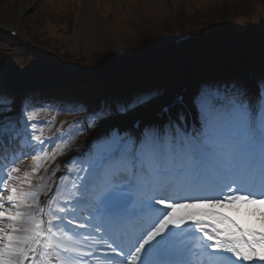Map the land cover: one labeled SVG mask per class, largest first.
<instances>
[{
    "label": "snow or ice",
    "instance_id": "obj_1",
    "mask_svg": "<svg viewBox=\"0 0 264 264\" xmlns=\"http://www.w3.org/2000/svg\"><path fill=\"white\" fill-rule=\"evenodd\" d=\"M245 99L235 101L229 113L231 127L227 131L209 130L196 139H186L178 129L175 133L167 129H151L137 139L117 135L111 152L80 181L76 191L82 192L83 196L78 199L87 196L94 198L93 205L105 218L112 236H115L116 230L130 222L135 223L139 229L138 235H128L127 243L130 247L125 264H177L168 258L171 254L165 243L168 235L174 229L197 226L206 240L213 242L217 251L233 253L238 258L235 264L253 261L254 258L264 261V230L256 231L241 225L217 210L234 208L240 202L264 204V199H252L251 193L233 195L227 191L214 200L179 202L167 197L156 198V194L163 188L175 189L182 184L194 186L206 174L221 180L234 179L240 166L253 153L257 140L249 115L252 102L248 101L246 107ZM4 103L6 101L0 102V135L8 131L12 133L10 139H16L19 117L14 118V109L9 111L3 107ZM20 115L23 116V113ZM25 119L32 118L29 115ZM32 126L35 127V124ZM89 126L95 127L92 124ZM242 131L247 133L246 137L241 135ZM258 139L264 163V118L261 119ZM235 191L239 192L240 189ZM8 200L12 201L13 196H8ZM225 200L228 202L224 203ZM4 215L0 211V217ZM151 215H155V219L146 223L145 218ZM260 218L264 221V214ZM71 222V219L67 221L69 225ZM36 227L39 229L40 226ZM36 234L38 236L39 231ZM219 236H225L236 243L225 247L219 244ZM243 237L249 241L247 245L240 242ZM120 239L124 241L123 234ZM115 243L116 239H112L109 244L111 252L123 258L124 252L112 247ZM25 256V248L14 246L11 236L8 242L0 237V264H21V258ZM180 264L188 262L182 261Z\"/></svg>",
    "mask_w": 264,
    "mask_h": 264
},
{
    "label": "rangeland",
    "instance_id": "obj_2",
    "mask_svg": "<svg viewBox=\"0 0 264 264\" xmlns=\"http://www.w3.org/2000/svg\"><path fill=\"white\" fill-rule=\"evenodd\" d=\"M19 1L20 0H0V23L3 26H18L20 28V36L23 40H25L24 42H27L30 38L33 41L37 40V42H40L43 50L41 51L45 52L44 54L48 57V60H46L47 64L53 63L51 61L55 57V52H53L52 47L57 48L59 44H67L65 45L66 48H63L67 55L71 54L74 56L76 55L79 58H88L92 54H97L95 62L98 63L100 60H105L108 54H110L112 51L110 48L116 47L122 50L125 49V51L135 50L142 47V44L150 43V41H152L153 44H158L162 49V53L158 54L157 56H168L170 59H174L172 64L177 66L180 64L178 61L183 63L184 69H182V71L185 73L188 72L187 78H189V82L192 85L195 84V77L193 76V70L188 68V59L185 58L184 60L180 59L177 61V59H175L177 57H175L174 54L165 52L170 46L167 48L164 47V42L173 41L174 43V36L172 33H177L183 27L188 28L191 26L194 29H199V25L203 24L201 27L202 30L208 24L219 25L220 21H223L224 19H230L229 14L233 13L234 9L241 7H239L237 3L233 4V0H164L165 7H163V3L159 2L158 0H93L92 3L90 0H87L85 8L83 5L79 6L80 2L83 3L84 1V3H86L85 0H29L26 6L24 8L22 7L23 9L21 10L18 7ZM110 2L114 6L112 12V6ZM223 3L228 4V8L224 9ZM74 6L77 8V10L78 8L82 9L79 10V14H81L82 18H78V24L81 19L79 25L76 23L73 24L74 20L72 19V16L74 14ZM98 7H101L100 11L98 10ZM102 8H104V12H102L100 16ZM171 11L173 12L172 14ZM239 11L240 12L237 13L239 15L247 14V11H245L243 8H240ZM200 43L202 42H188V44L200 48L196 50L197 55H207L211 48H202L199 45ZM170 48L171 51H173L172 49H176V47L172 46ZM13 49L15 48L10 46L6 39L0 40V57L2 56L1 52L6 53L8 51V53H11ZM37 51H40V49L38 48ZM14 55L17 56L16 51ZM2 60H4V58ZM28 60L29 58L27 61ZM0 65L1 80V73L4 70L5 65ZM13 72L14 69L10 67L9 73L13 74ZM180 82L178 87L184 85H181ZM195 89L196 88L190 89L189 94L195 95ZM17 90L18 89H14V87H10L7 95L0 94V102L6 101L3 106L5 108H10V110L14 109V112L12 113L14 118L18 117L20 110L24 108L21 105L22 100L20 98L17 99L14 104H9L11 100L12 102L15 100L14 95L16 94L17 96ZM248 94L252 95V92L249 89ZM255 96L261 97V90L258 89V85H256ZM83 98L84 103L86 98L84 96ZM213 99V96L207 97V99L204 101V104H211ZM88 100L89 99L86 101ZM248 101L252 102V110V108H254L253 106L255 105V102L261 103L263 99L258 100L255 98V100L248 99ZM111 108L112 106H108V114H127L126 119L122 120V118H119V120H116L115 124H118L117 126L131 123V121L128 120L130 119L129 117L138 116V112H135L134 110L128 111L124 107L121 112L115 108ZM31 110L32 111L29 115L32 119L26 121L31 130H25L22 126H20V122V127H18L16 130L19 133L23 132V134H25V136H27L30 140H32V136L33 139L37 140V151L35 154L41 153L43 158V150L46 152V150L50 147L48 133L52 131V128H55V125L58 123L63 107H58V110H55V107L52 105L37 104L35 102V104H31ZM106 112L107 111L104 112L103 109H100L98 113H96L97 115L95 118L97 119V117H99L97 120L102 122L105 120L104 116ZM260 112H262V109L259 108L257 113L259 117L262 115ZM262 118H264V116H262ZM33 124H35V127L32 126ZM213 127L215 126L213 125L212 128ZM230 127V122L225 120L224 122L220 123L219 128L216 130L223 129L227 131ZM5 128L7 129V122H5ZM126 129H128V127L122 129L123 133H125ZM199 133V138H201L203 133L201 131ZM241 135H244L243 131L241 132ZM109 152L111 151H107L104 156L100 157V161ZM27 153L29 152L27 151ZM27 156L35 155L26 154V156H22V158L15 160V163L10 168H8L9 172L7 179H10L11 181L8 183L6 181L7 184H3L2 192H0V211H3L7 215H12L15 212V208L12 206L15 204L9 202L8 196L11 195L10 190L14 183L12 180L14 179L20 181L19 176L21 175V172L24 170V168L26 169L27 167L28 161L25 160ZM40 167V162H38L34 167L36 169L35 171L37 172ZM89 168L93 169L95 168V165H91ZM78 196L82 197L83 193L79 192ZM89 197L92 199L91 196H87L82 198L80 201L86 203ZM39 205V201H34V209L25 214L26 217L24 218V221L27 222L26 225L29 230L32 229L33 226V223L30 224V222L35 221V219H37L39 216ZM237 207H239L245 215L253 214L258 218L261 216L258 212L260 207H263L264 210V204L245 206V204L240 202L238 203ZM78 222H81L80 225H84L83 227L87 228V224L83 219L81 221L79 220ZM7 225L8 219L0 217V229H3V231H0V237H3L4 242H8L7 234L9 231ZM79 228L81 227L79 226ZM208 230L211 232L210 228ZM60 233L64 238H66L67 241L69 236L73 233L83 238H88V236L84 235V233L78 232L75 229H71L70 227H62ZM60 233L57 234L60 235ZM26 238L28 239L29 237ZM26 238V241H21L22 244H16L14 241H12V244L17 247L26 248V243L28 241ZM218 239L220 241L227 242L228 244L236 243V241L229 240L225 236H219ZM87 241L90 243L89 240ZM240 242L244 243L245 245L249 243L246 237L241 238ZM55 248L58 249L60 246L57 244Z\"/></svg>",
    "mask_w": 264,
    "mask_h": 264
},
{
    "label": "trees",
    "instance_id": "obj_3",
    "mask_svg": "<svg viewBox=\"0 0 264 264\" xmlns=\"http://www.w3.org/2000/svg\"><path fill=\"white\" fill-rule=\"evenodd\" d=\"M225 2V1H224ZM249 2V3H247ZM233 4L237 3L240 8L247 11V14H237L240 8L234 9L233 13H230V19H224L219 22V33L214 36H210L207 40L200 43L202 48L210 47V52L207 54L211 59L210 62L214 66H219L220 69L229 74L225 69L233 67V60H245L247 61L249 54L254 56L258 69L262 72L264 70V0H233ZM223 8H228V4L223 3ZM262 12V13H261ZM208 24V22H207ZM203 24L199 25V29ZM185 30L187 27L184 28ZM243 35V37H241ZM241 37V38H240ZM235 38L237 42H230L228 40ZM241 40L245 41L247 45L241 43ZM56 49V48H55ZM200 49L195 46L193 49V55L198 63V67H202L203 56L197 55L196 50ZM57 55L65 53L62 49L55 50ZM198 53V52H197ZM197 55V56H196ZM221 56L226 57L221 58ZM233 57L232 63L228 62V66L224 65L226 60ZM122 55L117 53L108 54L106 60L120 59ZM73 59L68 56V60ZM131 87V86H130Z\"/></svg>",
    "mask_w": 264,
    "mask_h": 264
},
{
    "label": "bare ground",
    "instance_id": "obj_4",
    "mask_svg": "<svg viewBox=\"0 0 264 264\" xmlns=\"http://www.w3.org/2000/svg\"><path fill=\"white\" fill-rule=\"evenodd\" d=\"M28 1L29 0H20L19 1V5H18V7H19V9H23L25 6H26V4L28 3ZM159 2H161V3H163L162 4V6L163 7H165V4H164V0H158ZM23 7V8H22ZM29 7V6H28ZM104 128V127H103ZM247 164V163H246ZM247 167H248V165H247ZM248 177H250V176H248ZM247 176H246V178H248ZM181 192H183V190L181 191ZM98 222H101L99 219L97 220ZM102 224H103V222H101ZM135 227V226H134ZM108 237L107 236H105V237H103V239H101V237H97V239H96V246L98 247V248H102L103 250H107L109 253H110V255L112 256L113 255V253L111 252V248L109 247V242H108ZM76 239H74L73 238V241H75ZM77 244H79L80 245V247L84 250V251H86L87 253H89L90 251H91V246H94L93 244H90V246L87 244V243H84L81 239H79V240H77ZM59 260V259H58ZM55 261H57V259H55Z\"/></svg>",
    "mask_w": 264,
    "mask_h": 264
}]
</instances>
